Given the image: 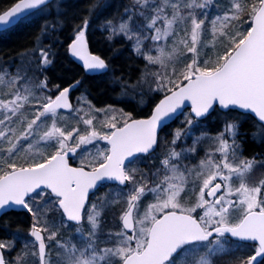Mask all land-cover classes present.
<instances>
[{
  "label": "snow or ice",
  "instance_id": "1",
  "mask_svg": "<svg viewBox=\"0 0 264 264\" xmlns=\"http://www.w3.org/2000/svg\"><path fill=\"white\" fill-rule=\"evenodd\" d=\"M109 6L92 4L69 45L88 72L108 69L88 51L85 32L93 11ZM51 7V0H18L0 14V25ZM56 27L46 24L44 31ZM104 28L109 39L123 36L137 56L165 69L154 73L151 88L165 94L148 119L123 114L121 123L87 99L73 106L69 93L80 81L49 87L50 45L32 54L25 73L43 77L36 87L25 74L8 81L11 91L0 89V210L18 206L30 214L33 239L24 247L37 249V264H214L218 255H232L233 264H264V180L248 182L264 160L242 156L234 119H225L214 137L193 134L217 109L226 116L250 112L264 122V0H131L119 24L108 20ZM174 60L183 67L168 72ZM185 101L191 118L174 133L156 171L129 167L126 161L141 155L155 159L157 128ZM256 135L264 138V127ZM190 136L189 146L183 141ZM204 139L216 144L214 151L190 166L186 161ZM100 181L115 182L119 191L86 207ZM113 204L122 207L120 228L104 233L101 211ZM62 229L75 235L65 240ZM12 246L0 241V249ZM0 264L11 262L0 255Z\"/></svg>",
  "mask_w": 264,
  "mask_h": 264
},
{
  "label": "trees",
  "instance_id": "2",
  "mask_svg": "<svg viewBox=\"0 0 264 264\" xmlns=\"http://www.w3.org/2000/svg\"><path fill=\"white\" fill-rule=\"evenodd\" d=\"M17 1L0 0V14ZM103 1L63 0L61 3L64 5L63 7H60L61 4L56 5V2H54L50 11L45 10L36 16L23 20L14 28L0 33V75L5 76L4 82L11 79L10 75L6 76L8 75L6 72L13 69L18 71L21 67L20 62L23 61V55L37 49L41 42V46L50 45L54 54V63L47 72L49 87L56 84H59L62 88L68 87L81 80L82 83L79 84L80 86L75 93L78 91L80 95L91 102L94 108L104 109L119 105L135 116H146L149 108L137 109L134 102H119L118 97L121 94L120 87L122 83L137 84L140 81L147 66V61L137 56L124 41L109 39L103 25L100 26L99 22L95 20L94 12L91 15V23L88 27L91 50L107 61L110 67L109 71L99 76L87 75L68 55V47L75 36L77 25H80L82 19L88 16V10L92 4ZM129 1L112 0L110 6L103 10L101 17L107 16L111 19L117 8L122 7ZM58 13L62 14L58 15ZM46 24H56L57 27L54 31L49 28L45 32L44 26ZM243 27L246 28L247 25L245 24ZM176 67L181 68L183 64L179 63ZM111 77H113L112 80ZM6 87L7 85L3 83L1 89L5 90ZM163 95L162 93L156 94L150 98L149 102L153 104V101L160 99ZM225 115L219 111L213 114L211 118L214 120L209 126L212 132L220 127L221 121L219 118L223 119ZM227 116L236 120L239 125L237 142L241 144L244 158L257 157L264 159V140H260L261 135L254 136V133H258L262 126L257 124L251 116L235 111L227 114ZM176 124H173V126ZM169 131L167 128L166 134ZM20 162H23V158ZM31 223L32 218L27 212L11 211L0 218V241L13 245L12 252H5L8 262L13 256L24 253H22L21 243H23L22 239L27 237ZM52 252L56 253L55 249Z\"/></svg>",
  "mask_w": 264,
  "mask_h": 264
},
{
  "label": "rangeland",
  "instance_id": "3",
  "mask_svg": "<svg viewBox=\"0 0 264 264\" xmlns=\"http://www.w3.org/2000/svg\"><path fill=\"white\" fill-rule=\"evenodd\" d=\"M62 1L63 0H56L55 4L59 5V4L62 3ZM111 1L112 0H104L103 3H104V5L105 4L109 5L111 3ZM130 2H131V0L127 4L122 5V7L117 8V10H121V13H123L124 7L129 5ZM104 9L105 8H103V10ZM118 17H119L118 18V22L116 24H119L120 18H121V14ZM103 28H104V26H103ZM105 31H107V34L109 36V30L105 29ZM111 39L114 40V41L115 40H118V41L122 40V41L127 43L132 48V41H129V40L125 39L123 36L116 35V36H113ZM40 47H41V42L39 43L37 49H35L34 51L23 55V57H22L23 61L20 62L21 67L19 68L18 71H15L14 69L13 70H9V71L6 72V74H8L6 76L10 75V77L12 79V78H15L17 76H24L25 74H27V76L30 78L29 86L32 87V88H35L36 87V83H37V78L43 79V77L40 76L39 73H35L34 74L31 70H29L27 73H25V69L28 68V61L31 58L32 54L36 50H38ZM156 54H157L156 52H153V55H156ZM189 55H191V54H189ZM177 65H179V62H177L175 60L172 61V62H169L168 65H167L166 70L168 72H171L172 68L174 66L176 67ZM162 70H165V69H163L162 66L159 65V64H157V65H149L147 63V66H146V68H145V70H144V72H143V74H142V76L140 78V81L137 84H127V83L124 84V83H122L121 88H120L121 94H120L119 97L124 98V99L135 98L136 100H138V101H140L142 103H145L146 101L150 100V98L153 97L156 94H159V93L165 94L163 92H154V91L151 90V88L155 87V84L152 83V81L155 78L154 77V73L157 72V71H162ZM151 71H152V73H151ZM14 75H16V76H14ZM112 78L113 77H111V80H112ZM3 83L7 85V87L5 89L6 91H11L12 90L11 86H9L7 84L8 82H4L3 81ZM3 83L0 82V84H1L0 85V89H1V86L3 85ZM74 99H75L74 100L75 101V106L74 107H80L81 105H79L77 103L78 99H85V98H84V96L80 95L79 92L77 91L75 93ZM104 109L108 110V114L109 115L115 114L117 116V118L121 119V123L123 122L122 117H123V114H126L125 112H123L120 109H115V108H112V107L111 108L110 107L109 108H104ZM88 111L89 110H88L87 106H85V112H88ZM92 114L93 113L89 112V116H86L85 118H89ZM81 115H83V113H81ZM188 118H191V116L184 115V117L181 119V121L176 126V128L170 132V134H172V135H170L166 140H164L162 142V144L160 146L161 149L159 150V152H156L153 155L155 157V159L150 158V159H147V160H140V161L136 162L134 165L132 164L130 167L137 168L140 171L145 172V173H149V175H151V172H155L156 168L159 167V160L163 159L165 154L167 152H169L170 149H171L170 142L173 139L174 133L176 132L177 129H184L186 127L185 120L188 119ZM104 119H105V116H104L103 112L97 114V120H94V125L97 127L98 131L101 130L100 127H99V124ZM225 119L232 120L231 117H228L226 115L223 117V119L219 118V120L221 121V125H220V127L217 130H215L213 132L210 130L208 123H200V125L193 130V134L198 136V135H200L201 132H207L209 137H214L220 131L223 130V123H224ZM70 123H72L73 126H75V121L74 120L70 121ZM79 126L81 128L84 127L82 124L79 125ZM104 130L106 131V129H104ZM263 139L264 138H261L260 140H263ZM183 142L190 146L191 143H192L191 136L186 138ZM100 143H101V146L104 145L103 142H100ZM179 143L180 142H178V144ZM215 147H216V144L212 140H210V139L202 140L200 145H198L197 154H193L190 157V161H186V163H189L190 166L198 165L200 160L205 158V154L207 152L214 151ZM242 156H243V154H242ZM257 159H259V158H257ZM260 160H264V159H260ZM76 162L79 165L78 161H76ZM260 180H264V168L256 167L248 175V182L250 184H256ZM118 191H119V188H117V187L106 188L102 193H100V194H98L96 196V198L92 201L91 204L99 203L101 200L110 201V200H112L114 198L115 193L118 192ZM148 202H151V201H146V203H148ZM121 211H122L121 205H116V204H113L110 207H106V208L102 209L101 217H102V221H103L102 227H103L104 233H107L109 231H118L119 230V228H120L119 216L121 214ZM62 232H63V236H64L65 240H67L70 237H73L75 235L74 231L71 230V229H69V230L62 229ZM31 240L32 239L29 237V235H27V237L22 239L23 243H21V248H22V253L23 252L24 253L19 255V256H13L11 258V260H10L11 264H37L38 256H33L32 255V253L37 251V249L33 248L31 245H29L28 247H24L25 242L26 241H31ZM23 247H24V249H23ZM12 248L13 247L5 248L3 250L8 253V252H12L11 251ZM245 254L246 253H243V254L242 253H237V255H245ZM52 256L55 257L56 253L52 252ZM213 260H214V264H233L234 257L231 256V255H218L217 257H214Z\"/></svg>",
  "mask_w": 264,
  "mask_h": 264
},
{
  "label": "water",
  "instance_id": "4",
  "mask_svg": "<svg viewBox=\"0 0 264 264\" xmlns=\"http://www.w3.org/2000/svg\"><path fill=\"white\" fill-rule=\"evenodd\" d=\"M53 1H54V0H51V3H52ZM17 2H18V1H17ZM17 2H16V3H17ZM16 3H15V4H16ZM15 4H14V5H15ZM14 5H13V6H14ZM13 6H12V7H13ZM12 7H10L9 9H7L6 11L10 10ZM6 11H4V12H6ZM36 11H38V10H34L33 12L29 13L28 16L31 15V14H33V13H35ZM4 12H3V13H4ZM3 13H1V14H3ZM28 16H27V17H28ZM18 24H19L18 22L13 21V23L8 24V25H0V32H4V31H6V30H8V29H11V28L15 27V26L18 25ZM85 41H86V44H87V49H88V51H89L91 54H93V53L91 52L90 45H89V43L87 42L86 36H85ZM69 54H70V52H69ZM93 55H94V54H93ZM70 56H71V54H70ZM71 58H72V60H73L77 65H79V66H80V67H81V68H82L87 74H89V75H91V76L100 75V74H102V73H106V72L108 71V69H107L106 72H88V71H86V70L82 67V62L78 61L76 58H74V57H72V56H71ZM74 89H75V88H74ZM74 89L71 90L70 93H69L70 100H71V94L73 93ZM162 99H163V98H162ZM160 100H161V99H160ZM71 102H72V100H71ZM158 103H159V102H158ZM154 108H155V107H154ZM153 110H154V109H153ZM187 110H189V111L191 112V105H190V102H189V101H185L184 105H182L181 108L178 109L177 112H176L175 114L172 115V118H171V119H166L165 122H164V124L157 128V137H158V141H159V135H160V133L162 132V130H163L164 128H166L167 126L173 124V123L178 119V117L181 116V115H182L185 111H187ZM61 111H64V112H65L66 110H61ZM235 111L240 112V113H243V114H249V115L253 116V117H254L259 123L264 124V122H260V121L258 120V118H257L254 114H252V113H250V112H246V111H242V110H235ZM152 113H153V111H152ZM152 113H151V115H152ZM151 115H150V116H151ZM150 116H149V117H150ZM149 117H147V118H142V119H148ZM136 120H140V119H136ZM156 149H157V148H156ZM130 162H132V161H126V164H128V163H130ZM70 163H71V161H70ZM73 166H75V165H73ZM105 183H113V184H116L115 182H111V181H100V182H98V188L95 189V190H93V191H91L90 194H89V201H90V197H91V195L93 194V192L95 193V192L100 188V186H101L102 184H105ZM88 203H89V202H88ZM87 205H88V204H87ZM87 205H86V207H87ZM11 211L26 212V210H23L22 208H20V207H18V206H15V207H13V208H5V209H3V210H0V218H1L4 214H6V213H8V212H11ZM73 223H74V222H73ZM31 238H32V237H31ZM32 239H33V238H32ZM46 251H47V250H46ZM0 255H3V257H4L5 261H6V258H5V254H4L3 249H0Z\"/></svg>",
  "mask_w": 264,
  "mask_h": 264
},
{
  "label": "flooded vegetation",
  "instance_id": "5",
  "mask_svg": "<svg viewBox=\"0 0 264 264\" xmlns=\"http://www.w3.org/2000/svg\"><path fill=\"white\" fill-rule=\"evenodd\" d=\"M82 70H83V69H82ZM95 76H99V75H95ZM71 99H72L73 103L75 104V101H74V100H75V99H74V93L72 94ZM160 99H161V98H160ZM160 99H157L156 101H153V104H151V103L149 102L150 100L146 101L145 103H142V102L136 100L135 98H127V99H124V98L118 97V101H119V102H121V101H132V102H134L135 105H136V108H137V109L149 108V111H148L147 115H146V116H143V117L135 116L134 114L128 112L125 108H123L122 106H119V105L110 106V108L112 107V108H115V109H120V110H122L123 112H125L126 114H130L131 117H132V119H135V120H136V119H142V118H147V117H149V116L151 115V113H152L154 107H155L156 104L160 101ZM216 112H218V111H216ZM219 112H220V111H219ZM221 113H222V112H221ZM213 114H214V113H213ZM213 114L210 115L206 120H203L201 123H208L209 126H210L212 120H214L213 118H211V117H213ZM223 114H225V113H223ZM189 116H191V115H189ZM182 118H183V116H181V117L178 119V121H175V122L173 123V124L177 123L176 125L173 126V124H171L172 126L169 125V126H167L166 128H164V129L162 130V132H161L160 135H159V142H158V147H157V149H156V152H159V150L161 149L160 146H161L162 142H163L164 140H166L170 135H172V134H170V132L176 128V126L179 124V122L181 121ZM255 121H256V120H255ZM256 123L259 124L257 121H256ZM259 125H261V124H259ZM261 126L264 127L263 125H261ZM167 128H168V130H170V131L166 134L165 131L167 130ZM103 143H105V142H103ZM156 152H154L153 155H154ZM147 159H150V157H149V156H141L140 159L134 160V161H132V162H131L130 164H128V165H129V167H130L132 164L134 165L136 162H138V161H140V160H147ZM71 163H72L73 165H78L76 161H71ZM109 187H110V188H113V187H117V188H119L118 185H116V184H104L103 187H102V189H101L100 191H98L95 195L92 196L91 201H90V203H89V206L91 205V202H92V200H93L94 197H96L98 194L102 193L106 188H109ZM89 206H88V207H89ZM240 253L243 254V252H240Z\"/></svg>",
  "mask_w": 264,
  "mask_h": 264
},
{
  "label": "bare ground",
  "instance_id": "6",
  "mask_svg": "<svg viewBox=\"0 0 264 264\" xmlns=\"http://www.w3.org/2000/svg\"><path fill=\"white\" fill-rule=\"evenodd\" d=\"M15 4V3H14ZM14 4H12L10 7H12ZM95 4H98V5H104V3L103 2H96ZM9 9V8H8ZM94 18H95V20H97L99 23V25L100 26H104V24L106 23V21H108V20H111L114 24H116L117 22H118V16L121 14V10H117V11H115V13H114V15H113V17L110 19L109 17H104V18H102L101 16H102V14H103V8H100V7H97V9H95L94 11ZM39 13H41L40 11H36L35 13H33V14H31V15H29L27 18H30V17H32V16H36L37 14H39ZM26 18V19H27ZM52 23V22H51ZM14 28V27H13ZM85 36H86V39H87V42L89 43V45H90V38H89V32H87L86 34H85ZM72 41V40H71ZM71 43V42H70ZM90 48H91V45H90ZM91 52L94 54V55H98V54H96V53H94L92 50H91ZM68 55H69V57L71 58V56H70V54H69V52H68ZM98 56H100V55H98ZM101 57V56H100ZM101 58H103V57H101ZM72 59V58H71ZM104 59V58H103ZM105 60V59H104ZM105 62H107L106 60H105ZM80 81V83H82L81 82V80H79ZM80 85H78L77 86V88L79 87ZM121 88V87H120ZM264 140V139H263ZM96 197H94L93 198V200L95 199ZM92 200V201H93ZM92 203V202H91ZM30 237V236H29ZM31 238V237H30ZM32 239V238H31Z\"/></svg>",
  "mask_w": 264,
  "mask_h": 264
}]
</instances>
